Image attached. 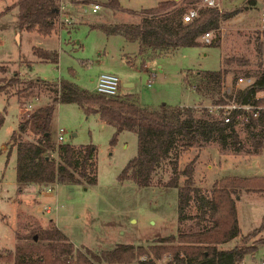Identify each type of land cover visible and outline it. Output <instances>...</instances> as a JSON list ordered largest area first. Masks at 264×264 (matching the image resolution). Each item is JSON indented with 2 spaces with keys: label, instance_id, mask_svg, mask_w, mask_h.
I'll use <instances>...</instances> for the list:
<instances>
[{
  "label": "rangeland",
  "instance_id": "1",
  "mask_svg": "<svg viewBox=\"0 0 264 264\" xmlns=\"http://www.w3.org/2000/svg\"><path fill=\"white\" fill-rule=\"evenodd\" d=\"M4 1L6 9L0 6V13L7 12L14 2L0 0V3ZM64 1L71 22L63 31L57 27V34L51 37H43L36 31L24 32L19 42L16 37L18 10L10 9L7 14L4 13L6 15L0 17V79H6L5 85L18 73L27 80L73 82L82 89L95 93L96 83H92V80L101 74H114L121 81V95H134L148 107L159 108L166 104L200 109L211 103L207 97L202 98L194 92L197 85L195 82L189 86L191 89L186 88V91L183 80L187 70L218 71L222 53L229 52L244 55L250 61V67L239 68V71L256 72L264 69V44L263 51L259 54L255 43V33L261 29V14L264 13L261 6L255 9L240 8L243 18L250 20L248 25H241V22L222 24L220 47L186 48L174 56L143 65L138 57L137 44H127L121 37L108 38L101 31L91 30L89 24L94 22L95 18L107 24H137L140 21L137 16L127 14L115 17L112 16L113 12L102 7L97 14L92 13V6L97 4L95 1L104 5L107 0H92V4L82 6L78 0H75L77 4H73L72 0ZM119 1L122 7L137 11L152 9L159 3L171 0ZM234 1L237 3L233 6H240L242 3L241 0ZM237 27L243 30H238ZM212 39L213 33L210 36V40ZM34 48L57 51L60 53L59 64L42 63L35 55ZM150 76L154 78V85L147 89ZM238 76L242 77L241 72ZM127 84L134 87L124 88ZM233 84V77L229 76L224 86ZM7 86L8 84L4 88ZM22 87L19 85L16 89L12 86L8 93L13 94L16 91L17 94ZM259 97L264 98V93L259 94ZM19 100L21 98L9 97L0 92V112L5 111L6 116L0 129V251H14L16 246L23 242L19 236L28 235L36 227L55 226L74 246L93 252L112 251L120 245L148 247L163 238L178 236L179 230L187 232L189 227H195V219L182 224L178 221V191L165 187L173 176L169 162H164L157 170L151 187H139L132 182L120 183L118 178L121 172L138 154L137 136L124 132L118 136L116 143L112 144L115 128L103 123L98 115H86L75 104L57 106L52 136L55 139L57 130L64 129L65 144L97 147V184L89 187L59 184L55 191L46 196L45 201L42 198L43 187L27 188L19 192L16 174L17 153L15 149L10 153L9 145L12 134L19 130L21 123ZM36 101L31 97L27 99L29 110L42 107L48 102L42 97L38 100L39 104H36ZM30 105L33 107L30 108ZM237 130L242 143L247 146V134L242 128ZM36 133L37 124L32 123L24 140H35ZM51 158L59 162L58 152L52 154ZM191 162H194V185L205 195L209 193L213 183L224 176L264 175V152L251 158L229 151L221 154L215 143L203 150L193 148L186 151L179 158V169L183 170ZM259 163L263 166L258 165ZM207 166L211 168L208 170ZM184 181L185 177H182L180 184ZM57 204L58 211L55 210L53 214L46 213L45 206L54 209ZM236 207L240 231L236 240H239L260 226L264 217V195L243 193L236 200ZM187 214L190 217L197 215L194 201L190 203ZM262 238L264 231L252 242ZM233 246L234 243H230L225 248ZM256 247V251L246 256L241 264L264 263V246ZM141 258H146V261L140 262ZM141 258L135 264H146L148 257ZM167 262L168 256L155 261V264Z\"/></svg>",
  "mask_w": 264,
  "mask_h": 264
},
{
  "label": "trees",
  "instance_id": "2",
  "mask_svg": "<svg viewBox=\"0 0 264 264\" xmlns=\"http://www.w3.org/2000/svg\"><path fill=\"white\" fill-rule=\"evenodd\" d=\"M60 1L18 0L13 7L18 10V29L36 31L43 37L51 36L57 30ZM82 1L83 5L93 3L91 0ZM71 2L77 4L75 0ZM249 2L253 5L256 0ZM260 2L264 8V0ZM103 7L113 13L123 12L140 19L137 24H94L92 29L138 43L143 65L174 56L186 48L220 47L222 21L238 12L206 8L201 6V0L167 1L140 12L123 9L119 0H107ZM190 10L197 11L196 17L185 23V14ZM210 32L214 34V39L204 44L201 38ZM255 43L257 52L261 54L264 30L259 29L255 33ZM34 53L45 62L58 64L57 52L34 49ZM220 66L218 71H187L185 88L190 89L189 86L195 82L194 92L199 96L207 97L211 104H225V99L230 100L234 94L223 92L224 84L229 76L235 82L241 72L242 77L252 78L253 84L236 93L235 101L264 108V98L255 99L257 93L264 91V69L239 71V68L250 67L251 63L246 56L231 52L222 53ZM19 80L16 77L7 82L8 86H23L17 92L21 98V123L10 141V153L13 149L17 153L19 192H23L28 185L58 183L89 187L97 184V147L63 144L57 149L52 136L57 105L75 104L86 115H99L103 123L115 128L112 144L124 132L137 136L138 154L121 172L120 183L132 182L139 187H151L157 170L164 162H169L173 176L165 187L178 191V221L182 224L195 219L196 222L195 227H189L187 232L179 230L178 236L163 238L148 247L120 245L112 251L99 253L77 250L55 226L36 227L28 235L19 236L23 242L14 251H0V264H135L143 256L148 257L146 264H155L166 256L167 264H241L246 256L256 251V245L264 246V238L252 242L264 231V217L257 229L236 240L240 235L236 200L243 193L264 194V178L225 176L215 181L205 195L194 185V162L187 164L183 170L179 169V158L186 151L193 148L203 150L214 143L221 154L229 151L249 157L260 155L264 151V109L259 111L256 119L250 118L242 127H236L233 117L226 124L204 108L166 104L152 108L140 105L132 95L110 99L69 82L53 84L40 79ZM30 97L34 100L47 98L48 102L29 110L27 99ZM4 112H0V129L6 120ZM32 123L37 124V136L33 141H25L24 136ZM238 128L247 134V146L242 143ZM57 152L59 162L51 158ZM182 177L185 181L181 185ZM192 201L197 208L195 217L187 214ZM230 243L234 246L225 248Z\"/></svg>",
  "mask_w": 264,
  "mask_h": 264
},
{
  "label": "built area",
  "instance_id": "3",
  "mask_svg": "<svg viewBox=\"0 0 264 264\" xmlns=\"http://www.w3.org/2000/svg\"><path fill=\"white\" fill-rule=\"evenodd\" d=\"M79 5H83L82 0H78ZM69 5V4H68ZM201 6L211 9H217L221 12V6L219 0H201ZM59 21L57 24L58 28H63L70 24L69 14L67 10V5L65 4L64 0H61L59 3ZM101 10V6L99 4H94L92 6V13L97 14ZM196 10H190L188 13L185 14L184 21L188 23L192 21L196 17ZM261 29L264 30V13L261 14ZM58 30V29H57ZM210 33H206L202 36L201 41L205 43H209L210 41ZM253 84L252 78L247 77H240L237 78L233 85H226L223 92L227 95H232L230 100L225 99V104H211L209 106L203 107L207 110L210 115L220 117L224 123L228 124L231 122L233 117V124L236 127H242L246 123H248L249 119H256L258 117L259 111L263 110V107L253 106L250 103L247 104H240L235 101V94L244 90L247 87H250ZM120 88H121V81L118 76L114 74H101L96 80V88L95 94L110 98L116 99L120 97ZM264 93L259 92L256 95L255 99H262L259 97V94ZM36 104H39V101H36ZM33 105H30L32 108ZM56 148L58 149L61 145L65 144V131L63 129H58L55 139ZM58 151V150H57ZM59 186L58 183L43 185L44 192L43 195L51 194L54 189H57ZM58 210V208H56ZM48 214H52L53 211L51 209L47 210ZM145 262L146 258H141L140 262ZM138 264V263H137ZM264 264V263H261Z\"/></svg>",
  "mask_w": 264,
  "mask_h": 264
},
{
  "label": "crops",
  "instance_id": "4",
  "mask_svg": "<svg viewBox=\"0 0 264 264\" xmlns=\"http://www.w3.org/2000/svg\"><path fill=\"white\" fill-rule=\"evenodd\" d=\"M7 1V0H6ZM92 1V0H91ZM171 1H176V2H179L180 0H171ZM242 1V3L240 4V6H233V5H235L237 2H235L234 0H219V3H220V6H221V11H224V12H230V11H235V10H237L238 12H237V14H235L234 16H232V17H230V18H227V19H225V20H223L222 21V23H221V25L222 24H231L232 25V23L231 22H233V23H239V22H241V25H248L249 24V22H250V20L249 19H247V18H243V14H242V10H240V8H249V9H255V8H258L259 6H261L262 7V9L264 10V8H263V6H262V4H261V2H260V0H256V2L252 5H250V0H241ZM17 2H18V0L16 1V0H14V2L10 5V6H12V7H10V8H13L16 4H17ZM94 2V1H93ZM105 2H107V1H105ZM94 3H97V4H99V5H101V7L102 8H104L103 7V5L102 4H100V2H94ZM119 3H120V1H119ZM120 5H121V3H120ZM0 6L2 7V8H5L6 9V3H5V1L3 2V3H0ZM121 7H122V5H121ZM123 9H126V8H124V7H122ZM4 9V10H5ZM9 9V8H8ZM14 9V8H13ZM106 9V8H105ZM107 10V9H106ZM126 10H129V9H126ZM142 10H144V9H142ZM142 10H135L136 12H140V11H142ZM9 10H7V12H8ZM109 11V10H108ZM133 11V10H132ZM7 12L6 11H2L1 13H0V15H6L7 14ZM111 12V11H110ZM4 13H6V14H4ZM106 14H107V12H106ZM114 15H112V16H115V17H118L119 15H127L126 13H123V12H117V13H113ZM1 17V16H0ZM18 17V16H17ZM81 23H84V22H81ZM121 23H124V22H120V23H111V24H121ZM90 24V29L91 30H96V29H92V25H94V24H107V23H102V22H100V20H96V18H95V21L94 22H91V23H89ZM240 25V26H241ZM227 26V25H226ZM228 28V27H227ZM237 29L238 30H243V28L241 29L240 27H237ZM96 31H99V30H96ZM24 32H28V31H20L19 29H18V31L16 32V37L18 38V40H19V42H20V39H21V37H22V34L24 33ZM54 34H57L56 32H54L51 36H53ZM68 34H70V32H68ZM106 35V34H105ZM51 36H49V37H51ZM107 36V35H106ZM108 38H113V37H120V36H107ZM121 38H123V37H121ZM124 39V38H123ZM124 41L128 44V43H130V44H137L138 45V50H139V44L138 43H136V42H129V41H127L126 39H124ZM34 49H36V48H34ZM41 50H43V49H41ZM184 50V49H183ZM44 51H46V50H44ZM182 51V50H181ZM47 52H57V51H47ZM58 53V52H57ZM179 53V52H178ZM177 53V54H178ZM58 56H59V60H60V53H58ZM138 57L141 59V57H140V55H139V51H138ZM39 59V58H38ZM130 59L131 58H129V61H130ZM42 63H49V62H45V61H43V60H41V59H39ZM147 63H149V62H147ZM58 64H59V61H58ZM58 64H54V65H58ZM145 67V66H144ZM188 71V70H187ZM18 78V79H20L19 81H30V80H27L26 78H24L23 76H21L20 74H16V76L15 77H13V78ZM12 79V78H11ZM11 79H9V80H11ZM4 80H6V79H0V88H2V91L1 92H3V93H5L7 96H9V97H13V96H16V97H18V95L15 93L16 91H14L13 92V94H9L8 93V90H10V88L12 87V86H7L6 87V89L4 88L6 85H7V82L9 81L8 79V81L6 82V85L4 84ZM37 80V79H36ZM40 80H42V79H40ZM96 80L97 79H93L92 80V83H96ZM43 81H45V80H43ZM184 81V80H183ZM62 82H69V81H64V80H61V81H58V82H56V83H58V84H61ZM50 83H53V84H55V82H50ZM69 83H72V84H74V85H77V84H75V83H73V82H69ZM153 85H154V78L152 77V76H150V80H148V82H147V86H146V88L147 89H151L152 87H153ZM78 86V85H77ZM184 86H185V83H184ZM13 87H15L16 89H18V87H19V85H14ZM79 87V86H78ZM134 87V85H131V84H127V85H124V88H126V89H132ZM81 88V87H80ZM145 88V87H144ZM82 89V88H81ZM186 89V88H185ZM188 89V88H187ZM186 89V91H188ZM191 89V88H190ZM83 90H85V89H83ZM127 96H130V95H121V88H120V97H127ZM132 96H134V95H132ZM136 99H137V101L139 102V104L140 105H142V106H147V105H144L143 103H142V101H141V99H139V98H137L136 96H134ZM45 99H47V98H45ZM60 104H58L57 106H59ZM77 106V105H76ZM182 106H184V105H181V107ZM153 108V107H152ZM99 116V115H98ZM64 130V129H63ZM58 131V130H57ZM65 131V130H64ZM16 132H18V131H16ZM65 133H66V131H65ZM56 134H57V132H56ZM73 136H76V135H73ZM55 139H56V137H55ZM11 141V140H10ZM9 145H10V143H9ZM3 149H5V147L3 148ZM264 152V151H263ZM262 152V153H263ZM261 153V154H262ZM253 157H256V156H253ZM251 158V157H250ZM258 165H261L260 163L258 164ZM261 166H263V165H261ZM211 167L210 166H207V169L209 170ZM232 176V175H231ZM225 177V176H224ZM235 177H237V176H235ZM238 177H240V178H260V179H262V178H264V175H262V176H244V177H242V176H238ZM32 187H39V186H37V185H28L25 189H30V188H32ZM41 187V186H40ZM24 189V190H25ZM246 194H252L251 192L250 193H246ZM257 194H260V193H257ZM264 195V194H263ZM46 196L47 195H43V200L45 201L46 200ZM42 200V201H43ZM56 208H59V206H58V204H57V206H56ZM56 208H52V207H44V209L46 210V213H47V210L48 209H51L53 212H55V210H56ZM44 209H43V211H44ZM56 211H58V210H56ZM48 214V213H47ZM53 214V213H52ZM136 247H138V246H136ZM145 247V246H144ZM75 248L76 249H79V250H82V251H84V249H82V248H78V247H76L75 246ZM99 252H101V251H99ZM98 251H96L95 253H99Z\"/></svg>",
  "mask_w": 264,
  "mask_h": 264
},
{
  "label": "water",
  "instance_id": "5",
  "mask_svg": "<svg viewBox=\"0 0 264 264\" xmlns=\"http://www.w3.org/2000/svg\"><path fill=\"white\" fill-rule=\"evenodd\" d=\"M37 239H38V238H37V237H35V241H37Z\"/></svg>",
  "mask_w": 264,
  "mask_h": 264
}]
</instances>
